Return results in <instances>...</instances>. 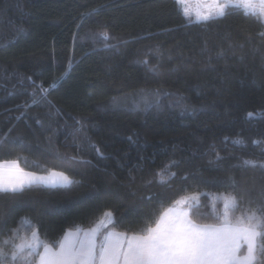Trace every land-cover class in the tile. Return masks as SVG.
Instances as JSON below:
<instances>
[{
	"label": "trees",
	"instance_id": "obj_1",
	"mask_svg": "<svg viewBox=\"0 0 264 264\" xmlns=\"http://www.w3.org/2000/svg\"><path fill=\"white\" fill-rule=\"evenodd\" d=\"M226 13L197 21L178 0H0V162L74 181L0 193L5 251L33 230L57 248L107 212L99 236L142 235L193 194L197 224L223 225L231 196V224L264 216V23L242 5Z\"/></svg>",
	"mask_w": 264,
	"mask_h": 264
},
{
	"label": "snow or ice",
	"instance_id": "obj_2",
	"mask_svg": "<svg viewBox=\"0 0 264 264\" xmlns=\"http://www.w3.org/2000/svg\"><path fill=\"white\" fill-rule=\"evenodd\" d=\"M232 2L212 0L206 13L197 14V21L225 16ZM178 3H183V0H178ZM240 3L248 9H258L264 23V0H257L255 4L253 0H240ZM100 7L98 5L90 12L94 14ZM143 63L147 64L148 61L144 60ZM31 83L36 85L35 81ZM36 88L41 96L48 91L42 84L36 85ZM248 115L252 116L253 113ZM96 151L103 155L99 148ZM216 156L220 158L218 153ZM244 163L255 167L258 162L245 160ZM175 165V161H170L165 168L170 170ZM260 166L264 167V164ZM158 175L162 183L167 182L163 170ZM169 175L175 176V173L169 172ZM73 183L64 172L52 170L48 175H37L24 171L16 161H12L7 169L0 164V193H20L33 185L56 187ZM189 199L195 201L197 196L193 194L177 203L186 204ZM259 199L260 211L264 213V189L260 191ZM235 200V196L225 199L224 224L220 227L197 224L187 211L170 208L160 215L155 226L147 228L142 235L109 232L99 242L96 229L82 234L70 232L54 249L40 239L38 230H33L30 239L13 244L11 251L4 250V245L11 243V237L0 244V264H264V259H261L264 251H258L257 246L258 238L264 237V216L257 217L253 212L247 224L232 225L228 220L227 208ZM108 215L111 216V213ZM28 226L34 227L31 221H28ZM10 231L15 234L18 229ZM241 241L246 245V254L242 257L238 255ZM40 248H43L42 252Z\"/></svg>",
	"mask_w": 264,
	"mask_h": 264
},
{
	"label": "crops",
	"instance_id": "obj_3",
	"mask_svg": "<svg viewBox=\"0 0 264 264\" xmlns=\"http://www.w3.org/2000/svg\"><path fill=\"white\" fill-rule=\"evenodd\" d=\"M183 2L184 3H186V4H190V3H192V2H200V3H194L193 4V6L195 5V4H201V7H204V6H206V5H209V4H211V2H212V0H183ZM253 3L255 4V3H257V0H253ZM183 3H181V5H182ZM232 4H238V5H242L241 3H240V0H233V2H232ZM243 6V5H242ZM244 7V6H243ZM245 8V7H244ZM246 9V8H245ZM254 12V11H253ZM257 13V12H256ZM193 14V13H192ZM194 19H196V17H197V15H195V14H193V15H191ZM11 162L12 161H5V162H0V164H2V165H4L5 166V168L7 169L8 167H9V165L11 164ZM19 165V164H18ZM20 167V166H19ZM25 171V170H24ZM26 172H28V171H26ZM31 173H33V172H31ZM35 174H37V173H35ZM37 175H39V174H37ZM174 209V210H176V211H187L188 212V214H189V209H188V207L187 206H179V205H177L176 203L173 205V206H171V207H169V208H167L166 210H168V209ZM165 210V211H166ZM106 224H101L100 226H98L97 224L96 225H94L93 227H90V228H80V229H75V230H69V231H67L65 234H64V236H63V238L61 239V242L62 241H64V239H65V237L66 236H68V233H83V232H88V231H90V230H92V229H96L97 230V233H98V235H97V241L99 242L105 235H107L109 232H116V233H123V232H119V231H115V230H108L107 232H105L102 236H99V232H100V230L105 226ZM202 225V224H201ZM127 235H132V234H127ZM52 247V246H51ZM53 248V247H52ZM55 249V248H54ZM42 251H43V249H42ZM41 251V252H42Z\"/></svg>",
	"mask_w": 264,
	"mask_h": 264
},
{
	"label": "rangeland",
	"instance_id": "obj_4",
	"mask_svg": "<svg viewBox=\"0 0 264 264\" xmlns=\"http://www.w3.org/2000/svg\"><path fill=\"white\" fill-rule=\"evenodd\" d=\"M194 3H200V2H192L190 4H186V3L183 2L182 7H183L184 12H185V9L187 10L185 12L186 15L191 16L193 14L197 15L198 13L204 14V13H206L208 11V5H206L204 7H201V4H195L193 6ZM246 9L249 10V11H254V12L259 13L258 9L257 10L248 9V8H246ZM196 19H197V17H196ZM39 175H48V174H39ZM191 196L192 195L185 196V197L179 199L178 201H180V200H182L184 198H189ZM196 196H198V195H196ZM190 201H192V200L189 199L188 202H190ZM177 202H176V204L179 205V206H186V204H179ZM109 213H111V212H107V214H106L107 217L101 219V221L97 224L98 226H100L101 224H107L109 221L112 220L113 214L111 213V216H109L108 215ZM237 224H247V223H236V224H232V225H237ZM207 225H211V224H207ZM214 226L220 227L222 225H214ZM257 242H258V240H257ZM240 243H241V247L239 249L238 255H240L242 257V256H244L246 254V245L242 241Z\"/></svg>",
	"mask_w": 264,
	"mask_h": 264
}]
</instances>
